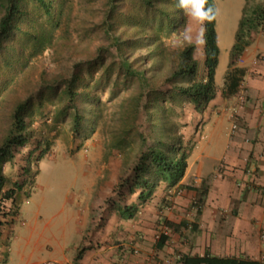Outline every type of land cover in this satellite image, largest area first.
I'll list each match as a JSON object with an SVG mask.
<instances>
[{"label":"rangeland","instance_id":"obj_1","mask_svg":"<svg viewBox=\"0 0 264 264\" xmlns=\"http://www.w3.org/2000/svg\"><path fill=\"white\" fill-rule=\"evenodd\" d=\"M215 3L221 26L225 29L219 34L218 42L224 48L229 28L242 14L244 0H215ZM53 4L55 15L52 22L45 13L34 12L32 4L27 22L32 31H39V35L44 30V35L50 38V45L39 50L34 35L30 38L18 35L19 55L13 60L17 68L0 66L3 74L0 83V147L13 127V111L20 102L29 103L25 121L33 131L31 141L4 166V189H12L18 182L22 191L16 194L15 203L6 201L0 207V264L6 263L10 248L11 264H24L21 255L32 252V244L39 233H43L52 244H57L64 236L66 240L61 241L66 243L68 251H72L79 245L75 232V220L79 218L76 202L85 195V189L110 192L121 182V177L125 179L134 174L136 162L144 151L142 139L147 141L146 148H149L159 139L169 141L166 140L168 137H181L180 131L187 127L194 104L177 94L174 88L176 83L187 85L188 80L171 78L181 52L189 45L181 35L185 29L193 35L191 44L196 47L194 57L199 64V75L205 77L203 44L199 43L201 25L185 13L186 24L178 33L171 30L166 21L160 25L156 13L145 11L127 0L128 7L132 6L146 21L132 24H146L152 32L150 39V34L148 38L145 36L146 42L136 38L139 43L133 62L140 57L139 61L146 64L147 72L153 75L152 86L141 87L137 77L127 75L122 69L121 56L104 33L103 23L108 14L106 0H53ZM245 6L244 13L250 17L257 7H264V0H247ZM260 28L252 35L258 34ZM102 49L100 56L103 55L104 60L101 63L98 54ZM225 58L224 55L223 61ZM79 70L84 79L76 92L78 95L71 100L66 90L71 77ZM51 87L55 91H50ZM140 87L143 93L141 107L133 115L128 111L127 102L130 97L138 95ZM215 87L218 95L221 88ZM151 96L162 97L160 102L164 100V109L149 118L146 105ZM74 115L79 118L76 122ZM181 144L184 146L183 142ZM188 145L191 147L190 143ZM27 169L30 170L27 172ZM178 195L175 190L168 193L171 198ZM162 199L157 207L160 219L154 226L144 222L137 224L139 219L144 220L152 212L145 206L133 220L124 221V240L118 242L121 245L118 249L128 256L122 264H181L183 255H191L194 238L188 231L172 238L163 250H156L155 241L159 235L169 232L164 226L165 210L172 204L168 205L169 198ZM117 200L116 195L108 196L101 208L110 207V202ZM127 202L134 203V200L128 197ZM101 214L94 209L95 232L104 228L105 218H101ZM111 222L115 230V218ZM87 242L79 251L83 248L102 249L105 253L111 251L104 240ZM51 249L52 245H49L45 251ZM136 250L139 253H135Z\"/></svg>","mask_w":264,"mask_h":264},{"label":"crops","instance_id":"obj_2","mask_svg":"<svg viewBox=\"0 0 264 264\" xmlns=\"http://www.w3.org/2000/svg\"><path fill=\"white\" fill-rule=\"evenodd\" d=\"M246 3L247 0H244L242 14L228 30V42L224 48L219 45L215 86L221 88V92L205 110L198 111L195 106L191 108L187 127L180 131L183 147L191 145L185 147L188 167L181 185L200 191L183 189L181 195L167 197L170 205L173 202L165 210L166 220L175 225L185 223L187 228L179 232L167 229L169 232L166 233L170 237L167 243L183 232L193 233L191 256H204L209 251L213 257L264 263V25L258 34L252 35L251 44L237 64L246 71L238 91L225 98L222 96L231 51ZM222 31L225 32V29L217 14L218 36ZM224 55L226 58L223 61ZM90 177L93 180L92 174ZM85 190V195L80 196L77 202L76 197L73 200L79 217L78 221L75 220L79 245L68 251L66 243L61 241L66 240L64 236L57 244H52L43 233H39L32 244V252L21 255L24 264H122L128 255H123L124 251L118 249L121 246L118 242L124 240V220L118 210L120 206L101 208L108 196H115L114 190ZM201 191H206V194L202 198L200 212H197L193 204L201 197ZM171 192L167 183L162 182L154 198L145 205L150 208L151 214L142 221L139 219L137 224L144 222L154 226L160 219L157 214L160 199ZM94 209L102 212L100 217L105 218L104 228L96 232ZM114 218L115 230L111 222ZM102 240L109 244L111 251L86 250L76 260L84 242L90 244ZM114 241L117 246H114ZM49 245H52L51 251H45ZM36 249L40 252L36 253ZM11 261L10 248L5 264H11Z\"/></svg>","mask_w":264,"mask_h":264},{"label":"trees","instance_id":"obj_3","mask_svg":"<svg viewBox=\"0 0 264 264\" xmlns=\"http://www.w3.org/2000/svg\"><path fill=\"white\" fill-rule=\"evenodd\" d=\"M132 4L138 5L145 11H150L152 14L156 13L160 17V25L164 21L167 22L171 30L180 32L186 24V17L184 12L177 7L178 0H130ZM30 4L33 6L34 12L45 13L49 21L54 20L55 6L53 0H0V66L8 68H17L13 64L14 58L19 55V47L17 46L18 35H25L36 37V46L39 50L44 49L50 45V38L44 35L45 31L41 30V35L38 30L32 31L30 23ZM108 14L103 23L105 29L104 33L110 38V45L117 50L121 56V67L127 75L137 77L138 83L141 87H146L148 84L152 86L153 75L149 74L146 69V64H142L138 57L133 62L134 54L137 49L136 38L144 39L150 34V28L145 25L138 26L132 24L135 21L146 23L139 13L132 7L127 5V0H106ZM213 6L216 9L215 19L211 22H205L204 39L206 43L203 44L202 51L204 55V70L205 77L199 75V64L194 57L196 47L193 44L187 45L179 56L177 69L173 72L171 79L182 78L187 79V85L174 84L177 94L181 97L187 98L194 104L196 110H205L210 103L216 98L217 92L215 87V76L219 65L220 48L218 44L217 34V6L215 0H208L206 7ZM245 12V10H244ZM264 25V7H257L249 17L243 13V18L239 23V29L236 34V41L231 51L229 69L224 79V89L222 96L225 98L234 95L246 75L245 69L237 66L236 62L250 45L252 39V32ZM148 26V25H147ZM38 31V32H37ZM148 33V34H147ZM29 37V38H30ZM141 42V41H140ZM146 42V41H145ZM103 52L99 50L98 56ZM105 52V51H104ZM140 56V55H139ZM104 56H100L102 63ZM134 63V64H133ZM4 70V68H1ZM84 76L82 71H76L70 79L69 87L66 90L67 96L71 100L76 96V92L82 86ZM3 80V74L0 71V83ZM155 83L153 84V86ZM138 95L132 96L128 99V111L136 114L141 107L143 93L141 91ZM50 91H55L50 88ZM176 93H173L175 96ZM78 95V94H77ZM164 97V96H163ZM162 97H152L148 105H146V112L149 118H152L153 113H158L164 109V105L160 102ZM180 105V104H179ZM154 108L151 110V107ZM29 103L20 102L16 105L13 111V127L6 136L4 144L0 147V207L3 202L11 201L15 203L16 194L22 191L20 184L14 183V188L5 190L6 178L4 176V166L11 162L19 153L21 148H24L33 138V131L26 123ZM179 108H181L179 106ZM126 112V110L124 111ZM78 116L74 115V121L78 120ZM162 141L159 139L156 145L146 148L147 141L142 139V147L144 151L141 153L133 169L134 174L128 177H121V182L117 184L114 190L118 201H109L111 206H120L119 215L122 220H133L139 213L140 208L147 205L153 198L162 182L167 183V189L182 192L179 189H188L200 191V189L190 186L181 185V181L185 175L188 167V151L183 147L180 137H168ZM182 145V148L179 147ZM146 148V149H145ZM30 169H27V172ZM206 191H201V197L193 204L200 212L203 197ZM128 197L134 200V203H126ZM166 197L162 199L166 200ZM108 202V203H109ZM118 204V205H117ZM172 204V203H171ZM170 205V203H168ZM138 222V221H137ZM164 226L168 230L179 232L182 228H187L185 223L175 225L174 223L165 220ZM2 231L0 230V239ZM169 235L163 232L159 235L155 248L161 251L166 246ZM119 244V243H118ZM91 248V247H89ZM87 249H81L76 257L79 260ZM181 264H264L261 261L255 260H240L236 258H219L213 257L207 251L204 256L183 255Z\"/></svg>","mask_w":264,"mask_h":264},{"label":"clouds","instance_id":"obj_4","mask_svg":"<svg viewBox=\"0 0 264 264\" xmlns=\"http://www.w3.org/2000/svg\"><path fill=\"white\" fill-rule=\"evenodd\" d=\"M208 0H178L177 7L187 14L194 22L201 25L199 43H206L204 39L205 22L211 23L216 16V9L213 6L206 7ZM186 43H193V35L185 29L181 34Z\"/></svg>","mask_w":264,"mask_h":264},{"label":"built area","instance_id":"obj_5","mask_svg":"<svg viewBox=\"0 0 264 264\" xmlns=\"http://www.w3.org/2000/svg\"><path fill=\"white\" fill-rule=\"evenodd\" d=\"M135 253H139V252L136 250Z\"/></svg>","mask_w":264,"mask_h":264}]
</instances>
